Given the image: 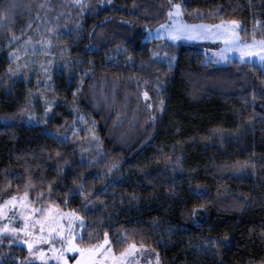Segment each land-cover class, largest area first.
Here are the masks:
<instances>
[{
	"label": "trees",
	"instance_id": "16d2710c",
	"mask_svg": "<svg viewBox=\"0 0 264 264\" xmlns=\"http://www.w3.org/2000/svg\"><path fill=\"white\" fill-rule=\"evenodd\" d=\"M19 2L0 28V201L30 180L35 207L85 217L84 247L106 231L115 253L126 233L161 264H264V67L207 63L203 45L143 42L169 0ZM171 3L186 21L236 20L244 40L264 39V0ZM33 39L51 41L54 68L64 61L36 100L34 76L17 80L12 61ZM159 50L176 65L153 57ZM56 98L45 124L27 123ZM79 111L89 125L76 127ZM28 253L5 237L0 264H43Z\"/></svg>",
	"mask_w": 264,
	"mask_h": 264
},
{
	"label": "snow or ice",
	"instance_id": "6c2138e0",
	"mask_svg": "<svg viewBox=\"0 0 264 264\" xmlns=\"http://www.w3.org/2000/svg\"><path fill=\"white\" fill-rule=\"evenodd\" d=\"M79 2L80 0H77V3ZM40 6L44 7V5ZM22 7L24 5L19 0H9L8 3L0 5V28L7 29L13 21L17 10ZM183 15L182 5L180 3L172 4L171 0H169V10L167 12L169 23L161 24L157 31L164 30L174 40L180 39L181 36L189 39L205 40L223 38L226 47L216 53L222 60L227 61L229 59L227 53L236 51L239 52L241 61L245 57L258 56L264 62V39L257 40L253 36L251 44L242 41L239 33L236 31L240 26L239 21L221 20L220 23L211 25L204 23L188 24L183 21ZM149 31L151 30L149 29ZM13 39H19V37L13 36ZM26 43H31V41L29 40ZM40 43L51 44V41L42 40ZM153 55L158 56L159 53H154ZM144 96L147 98L148 93L145 92ZM163 103V100H161V110L163 109ZM50 109L51 105L45 109V112L47 113ZM93 138H95L94 135ZM7 187H11V184ZM32 187L33 185L29 180L25 185L23 193L17 192L0 201V221H7V223H0V243L3 242V237L5 236L11 237L12 240H16L21 235L28 237V239H21L20 242L27 245L30 257L43 261L45 264H47V260L49 259L60 258L58 254L59 250L53 243L54 239H59L62 245L66 244L68 250L78 251L81 256H86L87 260L85 264H103L104 259H111L114 264H135L136 256L145 250V245L142 241L140 244H137L134 240L128 242L126 239L127 234L124 233L121 234L119 242L126 246L117 257L113 253L111 240L106 231L103 232L102 243H94L87 248L80 247L76 243V240L77 238L83 240L84 237L81 232L76 231V228L77 226L81 229L85 228V217L75 211L64 212L60 210L57 204H50L47 207H35L33 199L30 198V190ZM79 187L83 195L85 186L81 184ZM50 193L51 186L49 185L48 193H42L37 190L33 196L38 203L44 199L45 195H50ZM85 199H87L86 196ZM88 203H92V201H88ZM17 218L21 221L22 226L20 227L13 226V222ZM43 244L51 246V256H48L44 249L40 247ZM9 246H11V241ZM97 257L103 259L97 260ZM78 264H81V262H78Z\"/></svg>",
	"mask_w": 264,
	"mask_h": 264
},
{
	"label": "rangeland",
	"instance_id": "374dc122",
	"mask_svg": "<svg viewBox=\"0 0 264 264\" xmlns=\"http://www.w3.org/2000/svg\"><path fill=\"white\" fill-rule=\"evenodd\" d=\"M183 21L188 23V24H200V23H204V24H217L220 22H190V21H186L184 19V17H182ZM224 21H230V20H224ZM165 23H169V20L167 19ZM162 23V24H165ZM161 25V24H160ZM160 25L155 26V28H148L146 29V35L144 36L143 42H153L155 40H162V41H169L175 44H183L186 46L192 45V44H197V45H203L205 48V54H207L206 60L205 62L207 63H214V64H224L226 62L229 61H233L235 59L241 60L240 59V55L239 52L233 51V52H228L227 55L229 57V59L227 61L222 60L220 57H218L216 55L217 52L221 51L222 49H224L226 47L224 39H189L187 37L181 36L180 39H176L174 40L170 35H168L164 30H159ZM149 29L151 31H149ZM241 23L240 26L236 29V31L239 33L240 39L242 41H245L249 44L252 43V39H246L244 40L241 37ZM257 40H260L261 38H256ZM43 40V39H42ZM42 40H30L31 43H25L23 46H21L18 50H15L12 53V61L14 63V70L13 72H15L13 75L14 77L17 78V80L21 79L24 75H27L28 78L34 76V83L33 85H35V90L33 91V95L36 96L34 97V99L37 97H41L40 93H42V91H44V89L46 90H50V85L54 80L55 74L57 75L56 71L61 72L63 69L64 64L62 61V59H60V68H54L55 64L57 63V55L55 52H53L51 49V44H41L40 41ZM43 41H49L47 39L43 40ZM154 53H159L158 56L153 55V57H157L159 59H163L166 62H168L170 65L174 66L177 63L178 60V56L176 53L174 52H163L161 50L156 51ZM153 53V54H154ZM61 58V57H60ZM172 58V59H170ZM253 62L255 64H261L264 67V62H262L258 56H252V57H245L243 62ZM10 74L11 70H10ZM32 95V96H33ZM44 97H42L43 99ZM32 101V104L35 103V101ZM35 99V100H36ZM57 98L56 99H49L46 100L45 105H44V112L42 114H39L38 112H34L28 115L27 117V123L30 125H34V124H45V117L48 115V112H45V109L49 107V105H51V108L53 107V105L56 104L57 102ZM78 119L76 122V127H79V125L81 124H86L89 125L90 122L89 120L86 121V118L84 116V113L82 111L78 112L77 115ZM91 132L93 135H95V130L92 127L91 128ZM6 199V198H4ZM40 207V206H38ZM60 210H62L60 208ZM64 211V210H62ZM73 211V210H72ZM64 212H68V211H64ZM76 212V211H75ZM78 213V212H77ZM11 214V213H10ZM0 223H7V221H0ZM13 226L15 227H20L22 226L21 221L19 218H17L14 222H13ZM77 232H81L82 233V229L79 228V226H77L76 228ZM8 240L9 243L11 241V244L14 245H23L27 248V245L23 244L20 242L21 239H28V237H23L21 235V237H18L16 240H12L11 237H7L5 236ZM5 237H3V240L5 239ZM79 238H77L76 243L80 245V247H84L83 245H81V243L78 241ZM103 242V241H102ZM100 242V243H102ZM53 243L55 244L56 248L59 250V259L53 258V259H49L47 260V264H78V262H81V264H85V261L87 260L86 256H81L80 253L78 251H70L68 250V247L66 244H61V241L59 239H54ZM40 247H42L44 249V251L46 252V254L48 256H51V246L48 244H43ZM90 246H85L84 248H87ZM28 250V249H27ZM113 253L118 257L119 254L115 253L113 251ZM29 255V253H28ZM30 260L32 261H36V262H41L43 264H45V262L43 261H39L35 258L30 257ZM97 260L103 259L100 257L96 258ZM103 264H114L113 260L111 259H104ZM135 264H161L160 261H158V255L155 252V249H152L150 247H146L145 246V250L140 253L139 255L136 256L135 258Z\"/></svg>",
	"mask_w": 264,
	"mask_h": 264
}]
</instances>
